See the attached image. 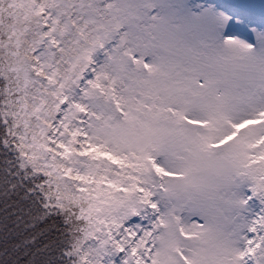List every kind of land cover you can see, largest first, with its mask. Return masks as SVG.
Segmentation results:
<instances>
[{"label": "snow or ice", "instance_id": "6c2138e0", "mask_svg": "<svg viewBox=\"0 0 264 264\" xmlns=\"http://www.w3.org/2000/svg\"><path fill=\"white\" fill-rule=\"evenodd\" d=\"M0 264H264V0H0Z\"/></svg>", "mask_w": 264, "mask_h": 264}]
</instances>
